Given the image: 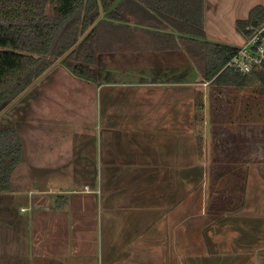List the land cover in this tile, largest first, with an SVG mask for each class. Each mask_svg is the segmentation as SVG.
Returning <instances> with one entry per match:
<instances>
[{
  "label": "crops",
  "instance_id": "crops-1",
  "mask_svg": "<svg viewBox=\"0 0 264 264\" xmlns=\"http://www.w3.org/2000/svg\"><path fill=\"white\" fill-rule=\"evenodd\" d=\"M132 2L146 13L102 25L96 81L74 77L92 92L67 111L91 112L74 153L72 129L48 131L68 152L36 167L33 264H264V204L249 199L264 197V93L237 108L197 70L202 43L239 47L236 23L264 0Z\"/></svg>",
  "mask_w": 264,
  "mask_h": 264
},
{
  "label": "trees",
  "instance_id": "trees-1",
  "mask_svg": "<svg viewBox=\"0 0 264 264\" xmlns=\"http://www.w3.org/2000/svg\"><path fill=\"white\" fill-rule=\"evenodd\" d=\"M132 1L0 0V113L58 61L73 76L95 82L96 69L90 64L96 62L98 30L104 23L126 20L123 14L144 15V5ZM263 23L264 9L257 6L246 20L236 23V30L246 38L247 26ZM202 47L205 81L234 88L253 81L264 86V63L250 75L240 76L225 67L237 47L208 42ZM21 154L16 133L0 130V192L8 190Z\"/></svg>",
  "mask_w": 264,
  "mask_h": 264
},
{
  "label": "rangeland",
  "instance_id": "rangeland-1",
  "mask_svg": "<svg viewBox=\"0 0 264 264\" xmlns=\"http://www.w3.org/2000/svg\"><path fill=\"white\" fill-rule=\"evenodd\" d=\"M98 31V35L100 32H104V26ZM110 35V38L107 36L105 39L111 41L113 36H117L114 34ZM103 38L98 43L105 50V43L102 42ZM102 54L104 55L103 58ZM102 54V63L108 64L110 62L118 65H127L131 62L129 57L116 56L117 53L106 52V54ZM199 64L201 66L197 67V70L201 75L204 64ZM74 77L62 66L54 68L37 85L34 83L28 91L0 116V130L10 129L14 131L22 147L20 161L10 174L9 188L7 191L0 192V260L2 264H33L36 257V182H38L36 180V167H39V162L41 161H49L51 151H53V155L67 154L68 152V149L60 148V144L49 137L48 131L50 127L73 130L69 153L71 155L74 153L75 144L78 143L75 140V132L80 129L81 120L85 119L86 122L90 120V110L87 115L82 116L79 113L72 114L67 112L76 108L75 103L79 104L84 99L83 94L90 97L92 93L88 82L79 81ZM80 86L83 88H80ZM219 91L223 93L231 92L233 97L230 101H232L233 106L238 108L241 102L245 101L241 100V96H237L238 94L242 93L243 95L246 92L251 98L260 97L262 99L264 86L253 81L243 88L228 87ZM212 99H218V96ZM205 103L208 107L206 109L209 111L212 103L211 98L205 100ZM82 106L87 108L86 105H81L80 107L82 108ZM36 130H38L37 133ZM38 136L43 139L40 150H36V138ZM84 138L83 136L80 140ZM93 140V138H89L90 157H92ZM77 166L83 169L80 180L84 179L86 176L85 164L80 163ZM88 167H91V165L89 164ZM92 168L90 174H92ZM45 181L47 182L48 180ZM261 184L262 182L258 181L259 188H262ZM251 187L256 186H250L249 188ZM249 199L256 205L259 201L264 204L263 196H250Z\"/></svg>",
  "mask_w": 264,
  "mask_h": 264
},
{
  "label": "built area",
  "instance_id": "built-area-1",
  "mask_svg": "<svg viewBox=\"0 0 264 264\" xmlns=\"http://www.w3.org/2000/svg\"><path fill=\"white\" fill-rule=\"evenodd\" d=\"M245 31L249 35L225 66L240 76L250 75L264 63V23L259 26L249 25Z\"/></svg>",
  "mask_w": 264,
  "mask_h": 264
},
{
  "label": "water",
  "instance_id": "water-1",
  "mask_svg": "<svg viewBox=\"0 0 264 264\" xmlns=\"http://www.w3.org/2000/svg\"><path fill=\"white\" fill-rule=\"evenodd\" d=\"M96 23H97V22H96ZM96 23H95L91 28H93V27L96 25ZM90 30H91V29H90ZM90 30H89V31H90ZM89 31H88V32H89ZM88 32H87V33H88ZM87 33H86V34H87ZM86 34H85V35H86ZM85 35H84V36H85ZM59 64H60V61L56 62L54 66L59 65ZM54 66H53V67H54ZM44 75H45V74H44ZM44 75H43V76H44ZM43 76H42V77H43ZM40 78H41V77H40ZM40 78H39V79H40ZM39 79H38V80H39ZM35 83H36V82H35ZM33 85H34V84H33ZM33 85H31V87H32ZM28 90H29V88L26 89V90L24 91V93H25L26 91H28ZM24 93H23V94H24ZM23 94H22V95H23ZM22 95H21V96H22ZM21 96H20V97H21ZM20 97H19V98H20ZM19 98H17V99H16L14 102H12V103H11V104H10V105H9V106H8L3 112H2V113H0V116L3 115V114L6 112V110H7L10 106H12V105H13V104H14Z\"/></svg>",
  "mask_w": 264,
  "mask_h": 264
}]
</instances>
